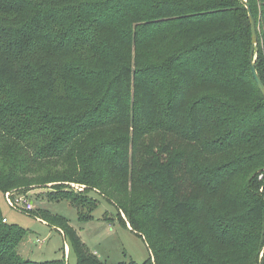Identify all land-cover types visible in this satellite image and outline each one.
Here are the masks:
<instances>
[{"label":"trees","instance_id":"16d2710c","mask_svg":"<svg viewBox=\"0 0 264 264\" xmlns=\"http://www.w3.org/2000/svg\"><path fill=\"white\" fill-rule=\"evenodd\" d=\"M247 1L264 83V0ZM251 35L240 0H0V192L56 184L48 196L83 220L97 192L146 242L144 264H264ZM73 154L75 166L33 173ZM35 215L64 234L77 264H105L68 219ZM25 238L0 209V264H65L22 259Z\"/></svg>","mask_w":264,"mask_h":264},{"label":"rangeland","instance_id":"374dc122","mask_svg":"<svg viewBox=\"0 0 264 264\" xmlns=\"http://www.w3.org/2000/svg\"><path fill=\"white\" fill-rule=\"evenodd\" d=\"M204 159H207L206 156H203V162ZM76 161L77 158H74V154L72 157L66 155L60 161L45 164L44 166L49 167L44 171H40V167L39 171H33V173L36 175L57 173L66 170L69 166H75ZM199 166L200 169L208 171L209 164L202 165L199 163ZM231 178H228L227 181L229 182L225 184L224 192L230 190ZM54 185L56 184H48L45 187H38L25 193V195L15 196V198L33 202L34 212L25 211L23 202L18 205V208L10 206L5 194L0 192V209L3 216L10 224L17 225L26 231L25 241L18 248L22 259L45 262L64 258L65 264H77V256L70 241L65 238L60 230L35 215V213L43 211L68 219L82 241L105 264L129 263L131 260L137 264H144L150 260V251L144 239L130 230V224H127L126 227L120 223V217L127 221L125 214L121 212L119 215L117 209L104 197L97 194L95 190L96 193H91V196L98 201V206L93 213V219L83 220L77 208L73 207L70 202L58 201L54 194L48 196L53 191ZM65 185H70L80 192L88 189L86 185L81 184L66 183ZM85 213L88 212L85 210ZM263 254L264 248L261 258Z\"/></svg>","mask_w":264,"mask_h":264},{"label":"water","instance_id":"95a60500","mask_svg":"<svg viewBox=\"0 0 264 264\" xmlns=\"http://www.w3.org/2000/svg\"><path fill=\"white\" fill-rule=\"evenodd\" d=\"M244 5L246 6L248 10V16H249V22L251 26V51H250V63H251V69L253 77L257 83V86L261 92V94L264 96V83L262 79L260 78L258 71L256 69V57L255 54L258 51V29H257V23L255 16L253 14L251 5L247 0H240Z\"/></svg>","mask_w":264,"mask_h":264},{"label":"built area","instance_id":"2783aa9c","mask_svg":"<svg viewBox=\"0 0 264 264\" xmlns=\"http://www.w3.org/2000/svg\"><path fill=\"white\" fill-rule=\"evenodd\" d=\"M258 179H259V181L264 182V170H263V172L260 173ZM6 200H7L8 204H9L10 206L14 207V208H18V205H19L21 202H23V203H24V207H23V209H24L25 211H27V212H32V211L35 209L33 202L28 201L27 199H20V198H18V197L13 198V195H12L11 193H7V194H6ZM5 221H6V220H5Z\"/></svg>","mask_w":264,"mask_h":264}]
</instances>
